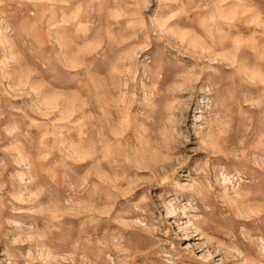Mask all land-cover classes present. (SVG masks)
Returning <instances> with one entry per match:
<instances>
[{
  "label": "rangeland",
  "instance_id": "obj_1",
  "mask_svg": "<svg viewBox=\"0 0 264 264\" xmlns=\"http://www.w3.org/2000/svg\"><path fill=\"white\" fill-rule=\"evenodd\" d=\"M0 264H264V0H0Z\"/></svg>",
  "mask_w": 264,
  "mask_h": 264
}]
</instances>
